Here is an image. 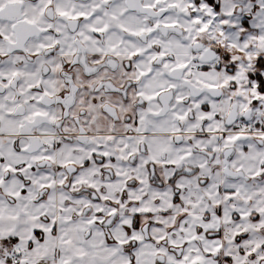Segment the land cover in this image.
I'll use <instances>...</instances> for the list:
<instances>
[{
  "label": "clouds",
  "instance_id": "9594fccd",
  "mask_svg": "<svg viewBox=\"0 0 264 264\" xmlns=\"http://www.w3.org/2000/svg\"><path fill=\"white\" fill-rule=\"evenodd\" d=\"M262 62L264 0H0V264H264Z\"/></svg>",
  "mask_w": 264,
  "mask_h": 264
},
{
  "label": "snow or ice",
  "instance_id": "6c2138e0",
  "mask_svg": "<svg viewBox=\"0 0 264 264\" xmlns=\"http://www.w3.org/2000/svg\"><path fill=\"white\" fill-rule=\"evenodd\" d=\"M258 68L264 70V62L258 64ZM256 79H260L259 73H257ZM261 83L264 84V80H261ZM15 241H12L14 243Z\"/></svg>",
  "mask_w": 264,
  "mask_h": 264
}]
</instances>
